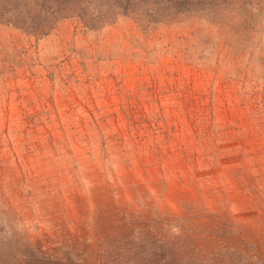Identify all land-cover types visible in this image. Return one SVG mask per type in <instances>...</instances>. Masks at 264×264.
Segmentation results:
<instances>
[{"label":"rangeland","instance_id":"obj_1","mask_svg":"<svg viewBox=\"0 0 264 264\" xmlns=\"http://www.w3.org/2000/svg\"><path fill=\"white\" fill-rule=\"evenodd\" d=\"M138 24L0 25V264H264V28Z\"/></svg>","mask_w":264,"mask_h":264},{"label":"trees","instance_id":"obj_2","mask_svg":"<svg viewBox=\"0 0 264 264\" xmlns=\"http://www.w3.org/2000/svg\"><path fill=\"white\" fill-rule=\"evenodd\" d=\"M120 13L131 15L144 29L190 15L215 29L218 51L225 48L231 62H241L251 40L264 28V0H0V25L37 39L62 20L75 19L84 30H93ZM198 36L204 48L212 42L213 36L202 37L198 26L180 37L185 47L180 56L194 65L199 63L193 62L189 48ZM204 48L197 58L204 56ZM260 136L264 138L263 129Z\"/></svg>","mask_w":264,"mask_h":264}]
</instances>
